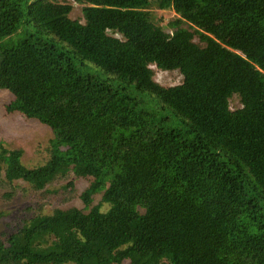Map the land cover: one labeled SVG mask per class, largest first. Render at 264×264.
Segmentation results:
<instances>
[{"label": "trees", "instance_id": "1", "mask_svg": "<svg viewBox=\"0 0 264 264\" xmlns=\"http://www.w3.org/2000/svg\"><path fill=\"white\" fill-rule=\"evenodd\" d=\"M78 1L84 22L59 0H0L7 112L55 133L35 168L0 142L4 183L91 179L84 208L0 238V264H264V0ZM153 9L176 12L171 32ZM153 65L183 82L162 86Z\"/></svg>", "mask_w": 264, "mask_h": 264}, {"label": "rangeland", "instance_id": "2", "mask_svg": "<svg viewBox=\"0 0 264 264\" xmlns=\"http://www.w3.org/2000/svg\"><path fill=\"white\" fill-rule=\"evenodd\" d=\"M60 3L73 6L72 18L83 21V8L86 6L78 0H59ZM150 16L167 32H171L169 23L178 18L173 9L149 11ZM35 27L31 25L23 26L19 32L3 43L12 46L19 40L26 38L27 34L34 31ZM112 36L122 38L121 35L110 33ZM45 39H55L60 47L70 49L68 43L60 40L55 34H46ZM200 43L199 39H195ZM204 46L203 44H201ZM89 71L96 72L99 69L88 64ZM155 72V80L165 87L180 85L183 82V76L178 72H165L159 70L155 65L151 66ZM13 95L6 90L0 89V142L11 150L23 151V162L28 168H35L44 164L48 158L47 149L51 145V140L55 138L54 131L37 120H28L20 113H8L6 106L13 100ZM144 98L151 100L147 110L155 112V104H162L158 100L150 99V94L146 93ZM158 105V106H159ZM242 104L237 95L231 99V108L236 110L241 108ZM171 118L170 127H180L182 118H176L172 112L167 110ZM184 130L185 127H182ZM73 178L57 179L47 188L35 190L24 182L16 181L13 184L4 183V172H0V238L7 239L19 228L28 224L32 218L41 212L50 213L55 208H67L76 206L84 208V203L80 198L82 192L89 186L91 179H83L75 182V187H69L60 193L50 194L49 192L68 185ZM101 201V195H97L95 204ZM123 264H131L126 261Z\"/></svg>", "mask_w": 264, "mask_h": 264}]
</instances>
